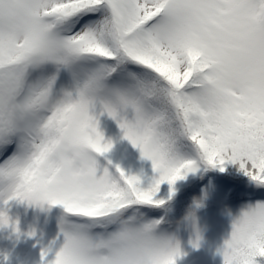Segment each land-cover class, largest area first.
I'll list each match as a JSON object with an SVG mask.
<instances>
[{
    "label": "snow or ice",
    "instance_id": "1",
    "mask_svg": "<svg viewBox=\"0 0 264 264\" xmlns=\"http://www.w3.org/2000/svg\"><path fill=\"white\" fill-rule=\"evenodd\" d=\"M97 108L151 160L149 188L119 167L97 175L89 155L111 148ZM75 152L86 174L65 179ZM193 155L239 162L264 185V0H0V203L62 206L45 264H109L122 220L163 232L160 185L195 171ZM220 251L224 264L264 257V202L241 211ZM181 254L170 245L156 264Z\"/></svg>",
    "mask_w": 264,
    "mask_h": 264
},
{
    "label": "rangeland",
    "instance_id": "2",
    "mask_svg": "<svg viewBox=\"0 0 264 264\" xmlns=\"http://www.w3.org/2000/svg\"><path fill=\"white\" fill-rule=\"evenodd\" d=\"M94 115L98 119L101 130L107 135L108 143L116 145L120 140L126 139L117 120L108 116L107 113H101L99 108L96 109ZM128 118H132L130 111ZM193 159L197 162V156L193 155ZM145 160L148 167H151V160L146 158ZM198 166L199 164L196 163V168ZM204 183L206 186L189 197L188 202L181 204V207L193 206L198 211L199 208L207 205V200L225 202L224 196H227L231 184L234 185L216 176H211L210 180L207 177ZM241 187L240 192L244 194V199L228 209L211 208L202 213L199 212L195 216L194 223L192 218L183 217V220L175 222L173 227L168 225L166 227L169 228L162 230L176 235L179 240L182 254L176 259V264H224L220 250L225 241L231 237L234 218L247 205H254L258 201L264 202V185L252 183ZM0 211L6 212L10 218L8 226H0V264H19L31 257L32 249L42 253L61 235V229H57L54 223L45 220L40 209L27 201L11 200L7 205L0 203ZM153 217L160 219L164 218V215L159 210L153 213ZM13 225L18 227V232L14 230ZM197 232L200 237L199 244L194 246L192 242L196 240ZM48 256L54 258L52 252Z\"/></svg>",
    "mask_w": 264,
    "mask_h": 264
},
{
    "label": "trees",
    "instance_id": "3",
    "mask_svg": "<svg viewBox=\"0 0 264 264\" xmlns=\"http://www.w3.org/2000/svg\"><path fill=\"white\" fill-rule=\"evenodd\" d=\"M99 131L103 134L102 143H108L107 136L101 130L98 125ZM98 161L97 175H102L104 169H107L110 173L118 176L117 167L125 172L126 175H136L140 178V187L147 189L151 186L154 178H158V173L154 171L153 166L148 167L145 158L142 156L140 149L134 146L128 139H123L118 144L111 145L109 151L104 154L93 153ZM199 164L195 171L188 172L184 179L178 180L174 185H169L166 181L160 185V190L157 193L156 198L162 199L166 203L160 209L164 213V223L161 224V228L168 225H175L183 217L191 218L190 214H194V217L203 212L204 208H209L211 205L220 207L222 210L230 207L233 203L242 199L243 194L240 192V186L243 184L254 183L249 176L240 168L239 162L232 163L225 161L223 165L212 166L205 160L197 157ZM223 167V171H221ZM211 176L218 178H224L234 182L235 187L229 192L227 196H224L225 202L222 200H207V205L199 208L197 211L193 206H182L188 202L189 197L193 196L196 192L205 185L206 178L211 179ZM40 209V213L45 220L54 223L57 229L62 227V219L65 216L62 206L55 205L50 206L47 203H32ZM181 207V209H178ZM191 211V213H189ZM176 222V223H175ZM96 231V229H93ZM50 256L42 259V253L38 250H33L31 257H28L19 264H45V260H51ZM256 264H264V257L257 256L255 258Z\"/></svg>",
    "mask_w": 264,
    "mask_h": 264
},
{
    "label": "clouds",
    "instance_id": "4",
    "mask_svg": "<svg viewBox=\"0 0 264 264\" xmlns=\"http://www.w3.org/2000/svg\"><path fill=\"white\" fill-rule=\"evenodd\" d=\"M114 111L120 115L123 109L114 107ZM89 159L98 165L93 154L89 155ZM86 165L87 160L83 158L82 152H75L72 156L63 158L61 168L64 178L83 177L86 174ZM190 215L194 223V214ZM112 238L114 247L107 256L109 264H156L158 256L163 255L170 245L179 243L174 234L157 233L148 228L140 229L123 220L113 226Z\"/></svg>",
    "mask_w": 264,
    "mask_h": 264
}]
</instances>
